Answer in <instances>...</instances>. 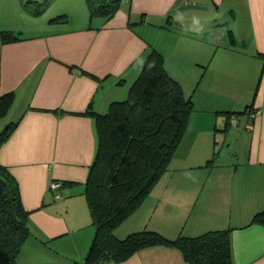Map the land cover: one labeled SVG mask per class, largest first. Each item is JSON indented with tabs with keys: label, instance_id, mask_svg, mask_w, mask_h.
I'll list each match as a JSON object with an SVG mask.
<instances>
[{
	"label": "crops",
	"instance_id": "0c3cea01",
	"mask_svg": "<svg viewBox=\"0 0 264 264\" xmlns=\"http://www.w3.org/2000/svg\"><path fill=\"white\" fill-rule=\"evenodd\" d=\"M26 1L0 0V95L15 93L3 119L18 122L0 146V164L17 179L30 212L18 264L86 257L96 234L85 190L98 133L85 112L106 113L121 100V86L135 82L153 48L167 53L170 74L177 69L187 81L185 65L169 60L170 46L208 73L245 70L255 92L238 103L246 118L232 128L234 117L222 113L237 111L230 91L209 89V99L199 101L204 107L195 109L197 131L116 233L151 228L174 238L232 227L234 264H264V225L250 224L264 208V0H123L112 17L92 16L87 0H34L46 3L39 13ZM2 31L19 39L4 42ZM187 70L192 78L199 72ZM217 127L232 159L207 166L214 150L209 134L215 138ZM54 180L65 182L58 200ZM121 264L189 263L179 249L159 245Z\"/></svg>",
	"mask_w": 264,
	"mask_h": 264
},
{
	"label": "trees",
	"instance_id": "16d2710c",
	"mask_svg": "<svg viewBox=\"0 0 264 264\" xmlns=\"http://www.w3.org/2000/svg\"><path fill=\"white\" fill-rule=\"evenodd\" d=\"M122 1L87 0L92 16L108 17L119 10ZM32 3L37 6L32 8ZM25 7L39 13L46 3L28 0ZM2 38L9 42L19 36L2 31ZM14 100V92L0 95V120ZM251 107L248 106L247 112ZM195 109L192 97L186 96L181 82L166 69L164 54L153 48L127 99L113 101L106 113L91 108L85 112L96 119L98 133V148L85 190L96 234L86 257L67 264L108 261L121 264L139 250L159 245L179 249L189 264H234L232 227L174 238L151 228L125 237L116 233L118 226L136 212L168 171ZM222 113L231 120L244 112ZM17 125L18 122H10L0 130V146ZM214 162L208 160L207 166ZM29 221L30 212L24 207L17 179L0 164V264H18V256L30 235ZM250 224L264 225V208L253 216Z\"/></svg>",
	"mask_w": 264,
	"mask_h": 264
},
{
	"label": "rangeland",
	"instance_id": "374dc122",
	"mask_svg": "<svg viewBox=\"0 0 264 264\" xmlns=\"http://www.w3.org/2000/svg\"><path fill=\"white\" fill-rule=\"evenodd\" d=\"M225 18L226 17L224 16L223 19H225ZM169 49L172 50V54L170 55L169 60H173L175 63H178L179 62L178 60H180V63L182 62V64L185 65V66H181V68L183 70H185V72H183V73L185 74V76H189V78H187V81L185 80V78H184V82L181 81L179 78V75H180L178 72L179 70H177V69L173 70L171 75H173L174 77L179 79V81H181V84L183 86V89H184L186 96L187 97L192 96V99L194 100V103L196 105L195 108L201 109L202 107H204V106H201L199 101L202 100V97L205 98V95H208V99H209V96H210V93H209L210 90L209 89H211L213 86L215 88H218L219 90L230 91L231 97H232L231 102L236 105L235 109L237 111H244L245 104H242L243 106H240V104H238V103H240V102L243 103L245 100H248L249 97L253 96V94L255 92L254 83H252V81H249L248 78H245V73H246L245 70L234 69V72H231V75H229L228 72H226V71L224 72V71L220 70L219 68H212V70L208 73V71H207L208 66L206 64L205 65L207 66V68H204V66H202L201 64L200 65H197V64L190 65V62L188 61L187 56H183L182 60H181V58H179L180 53H178L176 50H174V48L171 46ZM163 53H164V57L166 58L167 53L166 52H163ZM196 68H198L199 72L197 74H195V77L192 78V76L190 74L191 71L189 72L187 69H190V70L195 69L196 70ZM209 75H210V79L208 77ZM209 81H210V83H209ZM132 84H130L128 82V84L125 85V87H124V85L121 86V90H123L121 92V95H120V96L123 95V98H120L121 100L127 99L129 97V92H130V88H131ZM212 91H213V89H212ZM197 99H199L198 102H196ZM213 99H214V97H213ZM202 105H204V104H202ZM237 105H239V106H237ZM195 114H197L196 111H193L191 114L190 120H189L188 132L186 135H188V134H191V135H190L189 139H187L186 136L184 137L186 140V143L192 137V133L197 131L196 128L195 129L191 128L193 126V124L195 123V120L193 119ZM198 114H203V116H205L204 114H206V113H198ZM235 118L238 119L239 125H240L241 121L244 120V118H246V115L245 114H239ZM10 121H12L11 115L8 116L7 118L3 119V120H0V130L2 131L7 126V124L10 123ZM215 123L216 122L214 120V126H215ZM239 125H234V126L231 125V126H232V128H236ZM209 136H210V140L212 137V142H213L212 145H213V149H214L213 150V156L210 159H214V161L216 163L230 164L231 159H232V154L230 153L231 150L228 148V140H226V143H225L224 131H222V129L218 128V129H216L215 138L213 137L212 133L209 134ZM185 140L184 139L182 140V142L179 146L180 147L179 150H181L182 146H184V144H186V143H184ZM43 262H49V261H43ZM37 263H39V262H37Z\"/></svg>",
	"mask_w": 264,
	"mask_h": 264
},
{
	"label": "built area",
	"instance_id": "2783aa9c",
	"mask_svg": "<svg viewBox=\"0 0 264 264\" xmlns=\"http://www.w3.org/2000/svg\"><path fill=\"white\" fill-rule=\"evenodd\" d=\"M232 123H233V125H237L238 124L237 118H233ZM62 185H63L62 182L57 181V180H54L51 183V190L54 193V199L55 200L62 198V194L60 193V189L62 188Z\"/></svg>",
	"mask_w": 264,
	"mask_h": 264
}]
</instances>
